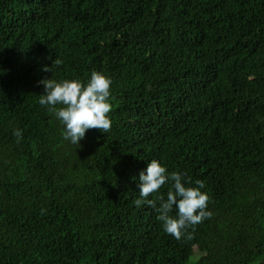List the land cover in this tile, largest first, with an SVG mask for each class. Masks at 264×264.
<instances>
[{"label":"trees","instance_id":"16d2710c","mask_svg":"<svg viewBox=\"0 0 264 264\" xmlns=\"http://www.w3.org/2000/svg\"><path fill=\"white\" fill-rule=\"evenodd\" d=\"M93 71L113 81L112 127L74 145L40 82ZM152 159L205 184L191 238L134 204ZM197 254L264 264V0H0V264Z\"/></svg>","mask_w":264,"mask_h":264},{"label":"clouds","instance_id":"9594fccd","mask_svg":"<svg viewBox=\"0 0 264 264\" xmlns=\"http://www.w3.org/2000/svg\"><path fill=\"white\" fill-rule=\"evenodd\" d=\"M54 64H61L55 60ZM44 71L52 72V67ZM45 94L39 96V104L53 113L64 126L63 137L72 144H79L85 139L90 129H99L103 133L110 131L112 119L111 87L113 81L103 72L93 71L87 82L79 78L42 80ZM19 143L23 139V131L16 128L13 131ZM135 179V178H134ZM139 195L134 200L137 207L149 205L157 213V219L162 223L164 231L176 238L192 237L191 227L210 219L213 215L209 210L210 196L202 181H192L183 172H169L167 166L157 159H152L147 168L139 174ZM169 185L165 195L160 190ZM155 194V198L150 196ZM176 210V215L171 213Z\"/></svg>","mask_w":264,"mask_h":264},{"label":"rangeland","instance_id":"374dc122","mask_svg":"<svg viewBox=\"0 0 264 264\" xmlns=\"http://www.w3.org/2000/svg\"><path fill=\"white\" fill-rule=\"evenodd\" d=\"M197 258H198V254L195 255V257H192V258H191L189 264H195V261L197 260Z\"/></svg>","mask_w":264,"mask_h":264}]
</instances>
